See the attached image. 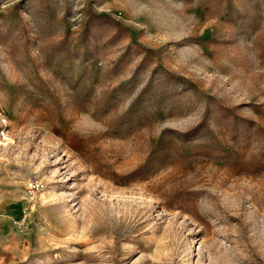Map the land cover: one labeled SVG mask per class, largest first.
I'll return each instance as SVG.
<instances>
[{"label":"rangeland","instance_id":"374dc122","mask_svg":"<svg viewBox=\"0 0 264 264\" xmlns=\"http://www.w3.org/2000/svg\"><path fill=\"white\" fill-rule=\"evenodd\" d=\"M0 264H264V0H0Z\"/></svg>","mask_w":264,"mask_h":264}]
</instances>
